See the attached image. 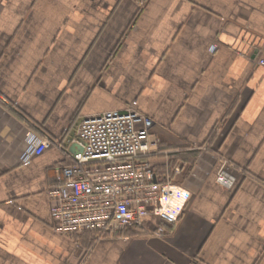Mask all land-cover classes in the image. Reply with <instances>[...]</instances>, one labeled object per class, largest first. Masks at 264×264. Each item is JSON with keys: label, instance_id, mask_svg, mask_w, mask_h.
<instances>
[{"label": "crops", "instance_id": "crops-1", "mask_svg": "<svg viewBox=\"0 0 264 264\" xmlns=\"http://www.w3.org/2000/svg\"><path fill=\"white\" fill-rule=\"evenodd\" d=\"M260 58L264 0H0V96L20 113L0 101V264H264ZM132 101L152 120L158 174L195 155L172 176L189 192L181 216L162 237L55 232L47 190L66 140ZM26 120L51 144L22 165Z\"/></svg>", "mask_w": 264, "mask_h": 264}, {"label": "built area", "instance_id": "built-area-1", "mask_svg": "<svg viewBox=\"0 0 264 264\" xmlns=\"http://www.w3.org/2000/svg\"><path fill=\"white\" fill-rule=\"evenodd\" d=\"M258 63L264 64V59ZM0 101L20 115L15 103L1 96ZM26 122L30 127L19 156L22 165L51 144L43 130ZM151 124L136 101L80 119L65 142L69 163L59 168L47 190L55 232H89L95 238L130 228H143L155 237L168 232L181 216L189 192L173 182L172 176L180 174L178 165L170 168L166 161L158 174L151 164L149 158L161 152L158 140L149 134ZM228 165L232 164L221 159L215 172V180L226 188L236 179Z\"/></svg>", "mask_w": 264, "mask_h": 264}, {"label": "trees", "instance_id": "trees-1", "mask_svg": "<svg viewBox=\"0 0 264 264\" xmlns=\"http://www.w3.org/2000/svg\"><path fill=\"white\" fill-rule=\"evenodd\" d=\"M194 160H195V155L193 154V155H191L189 157V161H188L189 163L187 164V166L185 167V169L182 171L181 170L182 167L180 168V170H181L180 173L183 174V175L186 174L187 170H189V168L193 164ZM178 161H179V155L178 156H175V155L171 154V157L169 158V167L170 168H173L174 165L177 164Z\"/></svg>", "mask_w": 264, "mask_h": 264}, {"label": "water", "instance_id": "water-1", "mask_svg": "<svg viewBox=\"0 0 264 264\" xmlns=\"http://www.w3.org/2000/svg\"><path fill=\"white\" fill-rule=\"evenodd\" d=\"M70 149L73 150V146H71Z\"/></svg>", "mask_w": 264, "mask_h": 264}]
</instances>
